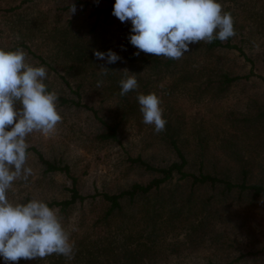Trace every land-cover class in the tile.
<instances>
[{
  "label": "trees",
  "instance_id": "obj_1",
  "mask_svg": "<svg viewBox=\"0 0 264 264\" xmlns=\"http://www.w3.org/2000/svg\"><path fill=\"white\" fill-rule=\"evenodd\" d=\"M29 1L34 0L0 6L17 19L10 26L16 31L15 38L9 43L0 41V47L27 48L47 66L46 83L49 90L59 95L58 110L63 121L73 117L68 124L70 128L90 130L82 145L90 141L103 148L108 143H120L121 126L142 114L138 94L155 92L163 103L165 92L191 82L197 96L218 99L227 95L241 78L248 77L233 73L217 55L223 48L245 53L233 37L224 42L217 39L192 44L179 60L143 52L136 56L138 50L129 41L131 22L118 25V36L124 40L121 45L116 46L109 37L114 31L106 19L112 14L115 0L98 3L74 0L81 5L79 11L89 8L88 12L76 13L65 20L55 14L53 20L45 23L22 11L28 6L23 3ZM236 14L232 16L237 33L241 24ZM39 36L43 37L44 50L40 49V43H35ZM109 49L122 59L107 64L94 55L97 50ZM101 65L109 69L107 75L102 74ZM123 69L137 74L139 84L138 89L126 96L120 95ZM50 70L61 77L64 86H55V74L49 75ZM98 81H102L99 88ZM81 112L85 113L82 122L76 121ZM164 118L165 130L157 138L174 153V158L157 164L139 153L127 154L130 165L143 167L151 176L116 190L83 192L77 174L67 161L46 156L36 146L29 145L28 152L35 153L44 171L62 172L70 178V183L60 189L61 196L42 200L56 210L75 249L71 260L53 254L44 259H21L19 264H180L172 261L171 256L195 254L212 244L223 248L224 244L233 243L238 220L231 219L234 206L264 197V179L253 178L256 155L252 151L245 155L241 150V141L248 137L258 140L264 133V102L250 97L242 110L228 111L225 118L234 130L219 134L215 143L207 130L199 127L184 130L185 122L180 114L164 109ZM30 199L26 194L16 201ZM258 252H239L223 261L207 257L206 261L194 264H244ZM0 264H5L2 257Z\"/></svg>",
  "mask_w": 264,
  "mask_h": 264
},
{
  "label": "rangeland",
  "instance_id": "obj_2",
  "mask_svg": "<svg viewBox=\"0 0 264 264\" xmlns=\"http://www.w3.org/2000/svg\"><path fill=\"white\" fill-rule=\"evenodd\" d=\"M9 2L15 4L20 0H0V6H7ZM220 2L224 11L237 13L241 32L238 31L233 36V41L241 45L245 53H241L236 48H223L217 55L233 73L248 74V77L241 78L231 87L227 95L218 99H212L209 95L197 96L191 82L186 85H177L169 92H165L166 98L162 103L165 110L182 115L185 122L184 130L189 131L196 127L207 130L211 134L213 143L217 142L219 134L234 130L225 118L228 111L236 113L242 110L250 97L264 102V0H250V2L220 0ZM72 3L74 0H34L23 3V6H26L25 4L28 6L23 7L22 11L45 23L53 20L55 14L65 20L74 17L76 13L86 14L89 10L88 8L81 12L79 11L81 5L74 3L77 11L71 15ZM64 6L68 7L64 8ZM76 20L78 21L79 17ZM14 21H17L15 14L0 9V41L2 43L12 42L15 38L16 31L10 29ZM106 21L114 31V34L109 36L111 42L116 46L121 45L124 40L118 36L117 31L121 22L112 14ZM42 42L43 37H37L35 43H40V49L44 50L45 45ZM31 45L34 46L32 43ZM23 49L27 53L29 63L47 68L37 57L32 56L27 48ZM50 72L49 75L55 74V86L58 88L64 86L61 77L53 70ZM84 116V112L79 113L76 121L82 122L81 118ZM73 120V117H67V120L63 121L62 116L54 133L45 136L40 132H33L27 137V142L39 148L46 156H55L67 161L77 174L83 192L94 189L116 190L119 186H125L135 180L146 181L151 173L143 167L130 165L126 158L127 154L139 153L157 164L165 163L175 156L171 150L159 143L154 126L143 123L142 114L131 117L121 126L120 143H108L103 148L94 146L90 141H86L87 145H82L90 130H79L75 126L70 128L68 124ZM81 125L83 129H86L84 124ZM241 144H243L241 150L245 155L250 151L256 155L253 178L262 176L264 179V133L258 140L255 137H248L244 142L241 141ZM27 166L32 169V174L26 181L21 178L15 182L8 194L13 201L26 194H29L31 199L40 200L61 196V187L70 183V178L62 172L44 171L42 163L31 150H29ZM232 213L234 214L231 219H238L235 221L237 225L232 244L229 246L224 244L223 248L212 244V247L200 249L195 254L171 256V260L180 261V264L204 262L207 257L223 261L239 252L258 250L259 252L254 256H248L250 258L244 264H264V197L234 206Z\"/></svg>",
  "mask_w": 264,
  "mask_h": 264
},
{
  "label": "clouds",
  "instance_id": "obj_3",
  "mask_svg": "<svg viewBox=\"0 0 264 264\" xmlns=\"http://www.w3.org/2000/svg\"><path fill=\"white\" fill-rule=\"evenodd\" d=\"M76 11L72 3L71 15ZM112 15L121 23L131 22L129 41L138 50L136 56L143 52L179 60L192 44L224 42L236 35L232 13L224 11L220 0H115ZM94 55L107 64L122 59L111 49ZM100 70L103 75L109 71L103 65ZM120 72L121 96L138 89L137 74ZM47 79V68L29 63L23 48L0 47V257L5 264L53 254L74 258L75 243L54 208L44 200L18 202L8 195L17 180L32 174L27 137L54 133L62 120L59 95L49 90ZM137 100L143 123L163 132L167 120L162 98L151 92L138 94Z\"/></svg>",
  "mask_w": 264,
  "mask_h": 264
}]
</instances>
